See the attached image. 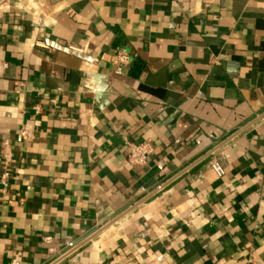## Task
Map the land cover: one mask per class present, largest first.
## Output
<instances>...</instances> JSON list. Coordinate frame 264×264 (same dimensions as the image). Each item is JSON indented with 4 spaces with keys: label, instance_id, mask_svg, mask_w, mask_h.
<instances>
[{
    "label": "crops",
    "instance_id": "crops-1",
    "mask_svg": "<svg viewBox=\"0 0 264 264\" xmlns=\"http://www.w3.org/2000/svg\"><path fill=\"white\" fill-rule=\"evenodd\" d=\"M0 264H264V0H0Z\"/></svg>",
    "mask_w": 264,
    "mask_h": 264
},
{
    "label": "built area",
    "instance_id": "built-area-1",
    "mask_svg": "<svg viewBox=\"0 0 264 264\" xmlns=\"http://www.w3.org/2000/svg\"><path fill=\"white\" fill-rule=\"evenodd\" d=\"M115 65V72L118 74H121L123 72V68L130 62V57L128 53L124 50H119L113 60ZM35 112H40L41 108L40 106H34L33 107ZM27 130L26 128L21 129L22 136H27ZM154 151L153 146L149 142H141V143H129V153H128V160L133 165H139V164H146L148 157L152 152ZM1 156L3 160V174L1 176L2 182L6 183L5 181L8 179L10 175L9 166L12 162H14V154L13 150L11 148V144L8 140H5L2 143L1 148ZM209 165L211 170L220 178L224 177L226 175V165L223 161V158L218 155L214 154L212 155ZM158 166L161 168L163 166V163L160 162ZM50 237H46V240H50Z\"/></svg>",
    "mask_w": 264,
    "mask_h": 264
},
{
    "label": "water",
    "instance_id": "water-1",
    "mask_svg": "<svg viewBox=\"0 0 264 264\" xmlns=\"http://www.w3.org/2000/svg\"><path fill=\"white\" fill-rule=\"evenodd\" d=\"M143 201H144V200H143ZM140 202H142V201H140ZM140 202L137 203L135 206H137L138 204H140ZM119 218H120V217H119ZM117 219H118V218H117ZM117 219H116V220H117ZM116 220H114V221H116ZM114 221H113V222H114ZM113 222H111L110 224H112ZM93 236H94V234H93ZM93 236H91V238H92Z\"/></svg>",
    "mask_w": 264,
    "mask_h": 264
}]
</instances>
